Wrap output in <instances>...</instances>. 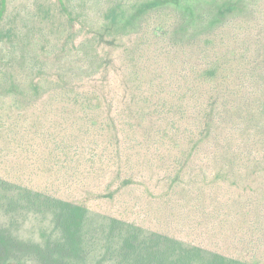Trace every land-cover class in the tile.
<instances>
[{"label":"rangeland","instance_id":"obj_1","mask_svg":"<svg viewBox=\"0 0 264 264\" xmlns=\"http://www.w3.org/2000/svg\"><path fill=\"white\" fill-rule=\"evenodd\" d=\"M223 1L0 0V264H120L104 217L264 263V0Z\"/></svg>","mask_w":264,"mask_h":264},{"label":"trees","instance_id":"obj_2","mask_svg":"<svg viewBox=\"0 0 264 264\" xmlns=\"http://www.w3.org/2000/svg\"><path fill=\"white\" fill-rule=\"evenodd\" d=\"M244 1L245 0H224L223 2H221L218 5L216 12L213 14L212 20L210 22L211 25L221 22L229 15H232L237 11L241 10L243 8ZM158 5H159L158 2H151L145 7H143L141 11L156 7ZM107 16L111 18L113 21H116L118 17V12L116 9L112 8L108 12ZM244 48H245V44L243 43L242 50ZM239 55L240 53L237 54L236 52H233L230 55H224V57H222L219 60L224 65H226V67L232 68L234 67V62L239 57ZM239 63L240 66H243L244 70L248 72L250 65H246V64L251 63V61L250 60L244 61L242 57V60L239 59ZM207 72L208 74L203 76L209 78V80H213L212 78L216 76L217 70L213 69L211 72L210 71ZM227 81H229V78L227 79ZM212 88L215 87L212 86ZM230 92L234 93L235 88L230 89ZM212 98H214V95L210 96V100ZM209 106H213L215 108V105H212V102L209 101L208 105L204 107V109L199 110L200 117L201 118L205 117L204 127L206 128V132L210 131L211 122L212 120H214V114L210 113L208 110ZM130 182L131 180H124L123 184L128 185L130 184ZM38 195L42 196V194L40 193H38ZM103 196L109 198L114 197V191H109ZM49 200L51 201L49 202L50 205L54 206L56 209L60 207L61 208L73 207L76 210L82 211L84 218H86V215L88 214L87 206L83 203H79L77 206H75L72 203L64 201L60 197L50 198ZM104 218L108 219L105 224L111 230H117V229L123 230L124 228L128 227V231H126L128 234L126 236V243H119V247L116 248V251L118 253L121 254L123 253L125 255H127L128 253L129 254L134 253L135 255L133 254V255L125 256V258L119 262L120 264H147V263L154 264L156 263L155 261H157L158 263L161 260L160 259L161 251L157 250L156 247L159 249L160 245L165 247V249L162 248V252H164L162 255L164 262L167 263L170 262V264H264L261 263L260 261H254L249 258L245 259L242 257L233 256L231 255V253H226L220 249H214L213 247L204 246L196 243H189V242L187 243L175 237H172L171 239L161 234H157V235L153 234L150 236L147 235L146 239L145 238L141 239L142 243H144V246L143 248H141L140 251L136 253V251L139 249L137 243H139L138 240L141 236L140 234L141 229H138L133 225L127 224V222L124 219H120L116 217L113 219H110L109 217H104ZM104 218H102L101 220H103ZM154 249H156V251ZM145 261L147 263H145Z\"/></svg>","mask_w":264,"mask_h":264}]
</instances>
